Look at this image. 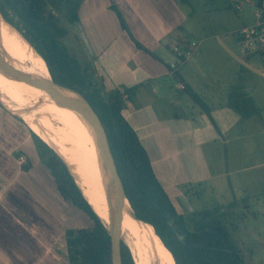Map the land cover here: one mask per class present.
<instances>
[{
    "label": "crops",
    "instance_id": "0c3cea01",
    "mask_svg": "<svg viewBox=\"0 0 264 264\" xmlns=\"http://www.w3.org/2000/svg\"><path fill=\"white\" fill-rule=\"evenodd\" d=\"M186 1L80 0L78 19L62 38L89 66L94 86L104 93L129 90L122 113L164 189L179 201L190 187H220L243 169L248 154L264 155L260 56L236 54L219 39L214 51L198 41L192 57L170 67L172 46L191 38ZM232 99L248 101L250 115L234 110ZM30 129L0 105V264H69L65 230L71 226L56 231L55 182L42 160H34Z\"/></svg>",
    "mask_w": 264,
    "mask_h": 264
},
{
    "label": "trees",
    "instance_id": "16d2710c",
    "mask_svg": "<svg viewBox=\"0 0 264 264\" xmlns=\"http://www.w3.org/2000/svg\"><path fill=\"white\" fill-rule=\"evenodd\" d=\"M79 3L80 0H0V13L5 18L1 19L21 32L45 60L68 118L80 134L105 148L101 133L89 122L96 120L114 157L129 203L140 219L138 222L166 261L169 264H244L240 248L218 217L201 210L202 217L195 227L188 226L186 215L179 211L157 178L136 130L122 113L129 90L102 92L91 81L89 66L80 63L64 46L62 38L69 33V24L78 19ZM113 8L126 26L120 10ZM0 80L7 84L1 71ZM14 95L28 109L15 92ZM232 100L234 110L242 117L250 115L248 101ZM0 105L8 109L1 98ZM30 131L59 194L90 221L89 225L65 230L69 264H113L108 226L85 197L62 157ZM120 249L122 264H137L123 241Z\"/></svg>",
    "mask_w": 264,
    "mask_h": 264
},
{
    "label": "rangeland",
    "instance_id": "374dc122",
    "mask_svg": "<svg viewBox=\"0 0 264 264\" xmlns=\"http://www.w3.org/2000/svg\"><path fill=\"white\" fill-rule=\"evenodd\" d=\"M183 10L189 37L202 43L208 41L212 45L211 51H214L218 39L223 40L226 45L230 46L232 51L241 54L237 31L242 24L251 22L250 9H245L244 12L238 11L234 0H187L183 5ZM0 26L6 27L9 33L16 37L22 58L30 59L34 56V58L42 60L46 64L43 57L21 32L2 19H0ZM218 50L219 53H222L220 48ZM256 58L264 66L263 60L259 57ZM20 63L19 68L22 72L24 70L32 73L23 65V61ZM35 76L39 79L37 75ZM23 78L28 86L33 89L29 77L23 75ZM32 93L36 98L37 93L34 89ZM36 102L38 103V100ZM36 106L39 114V106ZM262 110L264 115V109ZM8 111L19 117L11 109L8 108ZM39 115L43 119L42 114ZM24 124L27 126L25 121ZM262 139L264 141V136ZM31 148L35 154L34 160L40 158L41 161L36 146L32 144ZM19 156H17V159L21 164L27 162L25 155H23L25 161H20ZM242 160L239 165L243 169L232 173L230 180L225 178L224 181H221L223 184L220 187L209 185L211 183L193 186L185 191L187 194L183 201L177 199H174V201L179 211L186 215L188 226L191 229L202 217L199 211L206 209L211 216L218 217L230 232L232 239L241 250L244 264H264V155L248 154ZM54 192L56 199L52 210L56 217L55 228L57 233L62 230L63 226L77 227L90 224L87 216L76 209L71 202L65 201L56 188ZM6 226H8V223ZM125 235L126 233L121 231V241L127 244L134 259L132 249ZM55 237L57 239L58 234H55ZM3 240L0 236V241L3 242Z\"/></svg>",
    "mask_w": 264,
    "mask_h": 264
},
{
    "label": "bare ground",
    "instance_id": "6f19581e",
    "mask_svg": "<svg viewBox=\"0 0 264 264\" xmlns=\"http://www.w3.org/2000/svg\"><path fill=\"white\" fill-rule=\"evenodd\" d=\"M3 18L0 14V19ZM21 50L15 36L6 27L0 26V56L15 72L20 70V62L32 73L23 70L29 77L34 93L25 81L16 80L3 74L6 83L0 80V98L12 111L20 113L27 125L48 143L53 145L73 172L85 197L91 203L106 225L109 226V208L106 192V175L99 158L98 145L83 137L66 113L59 94L52 83L47 65L39 59L21 57ZM14 92L25 106L15 98ZM38 100V103L36 102ZM39 106L40 113L37 112ZM121 231L126 233L129 246L138 264H169L153 246L146 232L134 218L126 200L121 214Z\"/></svg>",
    "mask_w": 264,
    "mask_h": 264
},
{
    "label": "water",
    "instance_id": "95a60500",
    "mask_svg": "<svg viewBox=\"0 0 264 264\" xmlns=\"http://www.w3.org/2000/svg\"><path fill=\"white\" fill-rule=\"evenodd\" d=\"M0 70L2 72H4L6 75H8V76H10L16 80L25 81L23 78L22 72L13 71L7 65V63L4 61V59H2L1 56H0ZM52 83H53V81H52ZM53 86L55 87L54 83H53ZM55 89H56V87H55ZM58 94H59V92H58ZM59 97H60V100L63 104V101L61 99L60 94H59ZM15 113H17L19 115V117L25 121V119L23 118V116L20 113H18L16 111H15ZM89 122L96 125L97 129L101 133V135H102V137L106 143V147L105 148L98 147V151H99L100 162L102 164V168H103L104 173L106 175V192H107V203H108V208H109V226H108V229L110 231L111 238H112L113 264H122L121 249H120V244H121V237H120L121 236V214H122V210H123L125 201L127 200L129 202V200L126 196L123 182H122L121 177L118 173V169H117L114 157L110 151L109 145L107 143V140H106L104 134L102 133V131L99 128L98 124L96 123L95 119L94 120L91 119ZM39 137L42 140H44L41 136H39ZM44 141L61 156V154L58 152V150L53 145L48 143L46 140H44ZM62 159L64 160L63 157H62ZM130 207H131V205H130ZM131 209H132V207H131ZM132 213H133L134 218H136L137 220H140L136 216L133 209H132Z\"/></svg>",
    "mask_w": 264,
    "mask_h": 264
},
{
    "label": "built area",
    "instance_id": "2783aa9c",
    "mask_svg": "<svg viewBox=\"0 0 264 264\" xmlns=\"http://www.w3.org/2000/svg\"><path fill=\"white\" fill-rule=\"evenodd\" d=\"M238 11L251 10V22L242 24L238 29V43L242 55H257L264 59V0H234ZM198 41L193 38L183 39L173 46L176 61L170 63L172 69L177 68L178 62L188 59L198 49ZM181 88L185 86L180 84ZM25 161L24 156H19Z\"/></svg>",
    "mask_w": 264,
    "mask_h": 264
},
{
    "label": "flooded vegetation",
    "instance_id": "af4514ba",
    "mask_svg": "<svg viewBox=\"0 0 264 264\" xmlns=\"http://www.w3.org/2000/svg\"><path fill=\"white\" fill-rule=\"evenodd\" d=\"M77 180V179H76ZM78 182V181H77ZM79 184V183H78ZM80 186V185H79Z\"/></svg>",
    "mask_w": 264,
    "mask_h": 264
}]
</instances>
